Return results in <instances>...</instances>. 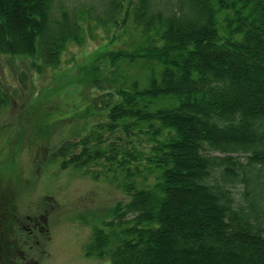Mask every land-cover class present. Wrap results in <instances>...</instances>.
<instances>
[{
    "label": "trees",
    "instance_id": "16d2710c",
    "mask_svg": "<svg viewBox=\"0 0 264 264\" xmlns=\"http://www.w3.org/2000/svg\"><path fill=\"white\" fill-rule=\"evenodd\" d=\"M99 4V20L131 18L155 42L144 55L158 60V72L149 66L146 85L120 89V100L99 96L98 111L112 132L148 127L155 144L146 169L156 181L138 186L141 170L131 167L137 150L104 146L98 129L51 153L62 169L90 172L108 161L126 172L130 199L94 226L86 253L112 264H264V0ZM82 13L62 0H0V54L32 58L38 72L56 67L69 42L83 41ZM113 55L135 59L125 50ZM102 81L95 76L92 83L103 89ZM92 100L98 107V97ZM41 102L51 100L34 101ZM8 103L0 91V109ZM22 185L19 173L0 167L11 215ZM22 250L19 241L4 244L2 264Z\"/></svg>",
    "mask_w": 264,
    "mask_h": 264
},
{
    "label": "rangeland",
    "instance_id": "374dc122",
    "mask_svg": "<svg viewBox=\"0 0 264 264\" xmlns=\"http://www.w3.org/2000/svg\"><path fill=\"white\" fill-rule=\"evenodd\" d=\"M62 1L69 10L83 12V41L69 42L56 67L38 72L32 58L0 54V91L9 99L0 109V167L9 174L19 173L23 184L16 198L17 234L24 249L19 264L25 260L30 264H112L88 255L84 245L94 226L109 217V210L118 201L130 199L124 188L126 172L114 171L116 165L108 161L94 164L90 172L62 169L51 153L65 141L80 140L98 129L106 138L104 146L112 142L137 150L131 167L133 171L138 166L141 175L134 179L138 186L153 184L156 175L146 169L155 144L146 132L148 127L135 128L131 135L122 127L112 132L104 126L108 118L99 117L98 109L103 105L99 96L120 100V89L130 90L135 83L144 87L148 67L157 72L160 67L158 60L144 55L155 42L143 37L131 18L125 24L121 17L117 23H104L99 20L105 17L99 0ZM120 50L135 54V59L122 55L114 60L113 53ZM95 76L103 78V89L93 85ZM96 97L98 107L92 100ZM37 98L51 100L52 108L58 109L49 110L44 102L35 104ZM240 190V185L233 187L236 194Z\"/></svg>",
    "mask_w": 264,
    "mask_h": 264
},
{
    "label": "flooded vegetation",
    "instance_id": "af4514ba",
    "mask_svg": "<svg viewBox=\"0 0 264 264\" xmlns=\"http://www.w3.org/2000/svg\"><path fill=\"white\" fill-rule=\"evenodd\" d=\"M9 201H10L9 195H6L5 193L0 194V264H2V247L4 246V244L6 245L8 242L9 244H11V241L18 243L19 241L18 234H17V227H16L20 221V217H19L20 214L17 209L18 203L16 200L15 201L16 211L13 212L11 215V213H8V211H10ZM28 218H30V216H28ZM30 219L32 220V218ZM33 224L35 225V223ZM6 229H8L7 231L9 232V234L5 235ZM18 258H24V249L22 250L20 256H14L11 258V264H19L20 261H18ZM21 263L30 264L29 262H27V260Z\"/></svg>",
    "mask_w": 264,
    "mask_h": 264
}]
</instances>
